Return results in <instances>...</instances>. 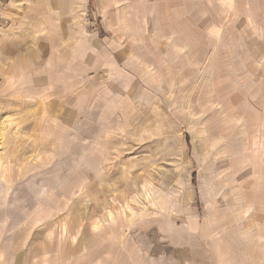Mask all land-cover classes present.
Returning <instances> with one entry per match:
<instances>
[{
	"label": "rangeland",
	"instance_id": "1",
	"mask_svg": "<svg viewBox=\"0 0 264 264\" xmlns=\"http://www.w3.org/2000/svg\"><path fill=\"white\" fill-rule=\"evenodd\" d=\"M78 1L65 24L26 20L31 42L61 40L63 95L0 70V264H109L133 227L162 251L194 208L220 264H264V13H212L208 51L200 13L174 41L153 0ZM12 2L0 40L26 29Z\"/></svg>",
	"mask_w": 264,
	"mask_h": 264
},
{
	"label": "crops",
	"instance_id": "2",
	"mask_svg": "<svg viewBox=\"0 0 264 264\" xmlns=\"http://www.w3.org/2000/svg\"><path fill=\"white\" fill-rule=\"evenodd\" d=\"M86 1L88 5L91 4L90 0ZM153 1L155 2L156 10H150V13L156 15L155 17L160 21L159 25H162L164 34L169 35L168 37L171 34L174 35L172 39L174 41L180 39L181 28H184L186 32L187 40L195 41L197 31L195 21L200 13L204 26L201 33L203 34L202 40L203 42H208L205 43V47L209 46L213 33H217L223 27L222 25L219 26L217 21L213 25L212 13L217 14L215 18L220 19L221 13H249L251 17L255 13H264V0H218L219 8L214 7L210 3L214 0H203L204 3L202 4L201 0ZM81 2L78 0H13L12 4L16 5L11 10L13 11L12 16L21 17L20 19L23 22L21 25L23 28L26 27V29L22 30L23 32L20 29L17 33L6 34L0 40V49L2 51L0 54V70L2 75L6 73H8V77L16 75V80L14 81L32 96L43 97L42 99H44L53 97L56 94L59 96L63 95V91H66L70 83L66 81L65 77L62 78V75L75 70L71 69L69 71L66 63H62L65 57L64 53L62 54L61 52L62 55H60L53 51L62 48V45H60L61 40L55 36L54 44L51 38L48 41H44L43 38H37L36 41L31 42L27 27L31 26L30 24L33 22L30 21L28 23L27 21L26 23V20L27 18L53 17L55 18V23H60L63 19L65 24L66 20H68V13H77V5L81 6ZM203 4L204 6L202 7ZM228 5L232 7L231 10ZM20 13H22L21 16H17ZM213 27H216V29H212ZM185 28L187 29L185 30ZM37 32L51 34L53 31L46 30L43 26H40ZM189 35L193 37L189 38ZM48 49L53 50L49 52L50 50ZM178 49L177 46L171 45L168 46L167 50L173 56L179 52ZM234 49L238 48L235 47ZM207 50L209 51L208 47ZM55 58L60 60L54 62ZM184 198L189 205H193L195 196L190 189L187 190ZM194 210L195 208L191 209L187 217L183 215L186 223L182 225L172 223L165 227V229H169V232L165 235V241L169 245L164 250L161 251L157 247V239L154 233L152 236L148 234L147 229L133 227L127 235H124L122 247L116 246L115 251L109 250L108 263L220 264L219 259L222 258V252L215 251L208 246L212 241V237L210 238V224L199 221L195 214L193 216ZM143 226L145 225L143 224ZM97 252L99 256V248L93 250V257L96 256Z\"/></svg>",
	"mask_w": 264,
	"mask_h": 264
}]
</instances>
